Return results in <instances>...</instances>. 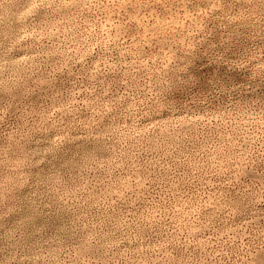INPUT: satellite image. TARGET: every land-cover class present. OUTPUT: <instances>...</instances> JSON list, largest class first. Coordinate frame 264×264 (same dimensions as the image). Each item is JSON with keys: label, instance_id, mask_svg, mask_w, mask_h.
Instances as JSON below:
<instances>
[{"label": "rangeland", "instance_id": "rangeland-1", "mask_svg": "<svg viewBox=\"0 0 264 264\" xmlns=\"http://www.w3.org/2000/svg\"><path fill=\"white\" fill-rule=\"evenodd\" d=\"M0 264H264V0H0Z\"/></svg>", "mask_w": 264, "mask_h": 264}]
</instances>
